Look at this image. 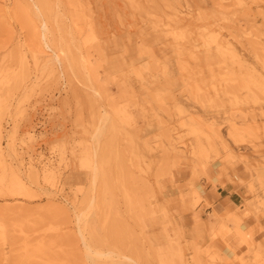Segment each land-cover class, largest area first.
Segmentation results:
<instances>
[{
  "label": "rangeland",
  "instance_id": "rangeland-1",
  "mask_svg": "<svg viewBox=\"0 0 264 264\" xmlns=\"http://www.w3.org/2000/svg\"><path fill=\"white\" fill-rule=\"evenodd\" d=\"M39 2L0 0V264H264V0Z\"/></svg>",
  "mask_w": 264,
  "mask_h": 264
},
{
  "label": "bare ground",
  "instance_id": "bare-ground-1",
  "mask_svg": "<svg viewBox=\"0 0 264 264\" xmlns=\"http://www.w3.org/2000/svg\"><path fill=\"white\" fill-rule=\"evenodd\" d=\"M40 1V2H39ZM38 2H39V4L40 5H42V3H41V0H38ZM44 6H45V4H43V7H41L42 8V10H40V6H37L38 7V10L39 11H43V9H44ZM46 7V6H45ZM41 14V13H40ZM43 15V14H42ZM43 27V26H42ZM44 29L46 28V26L44 25V27H43ZM44 29H43V32H44ZM48 32V31H47ZM50 32V31H49ZM43 39H44V41H45V46L46 47H49V44H48V42L46 41V39H47V35H46V33L44 32L43 33ZM49 36V35H48ZM51 46V45H50ZM45 47V48H46ZM50 49H52V48H50ZM63 50V49H62ZM55 51V50H54ZM59 51H61V50H59ZM60 53V52H59ZM63 53V52H62ZM54 54V53H53ZM53 54H52V56H53ZM57 54H58V51H57ZM57 54H55V56H56V59L57 60H59V58H60V55L62 56L63 54H59V56L57 55ZM64 54H65V50H64ZM66 55V54H65ZM65 55H63L64 57H65ZM66 57H67V55H66ZM65 57V58H66ZM53 58V57H52ZM86 59V58H85ZM55 61V60H54ZM85 61V60H84ZM84 61L82 62L83 64H85L84 63ZM87 61H89V60H87ZM86 65V64H85ZM89 65L91 66V63L89 62ZM89 65H86V66H88L89 67ZM84 67V65H83V67L84 68H86V70H88V69H90V68H88V67ZM88 68V69H87ZM85 70V69H84ZM85 70V71H86ZM84 71V72H85ZM88 71H91V70H88ZM90 73V72H89ZM88 73V74H89ZM86 74V73H85ZM87 74V75H88ZM93 74V73H92ZM86 75V76H87ZM95 75V74H94ZM89 76H91V77H93V75H91V74H89ZM93 79V78H92ZM90 83V82H89ZM95 83V82H94ZM98 84V83H97ZM96 84V85H97ZM92 85H93V83H92ZM95 85V84H94ZM94 85H93V87H94ZM99 85V84H98ZM100 86V85H99ZM100 89H101V87H100ZM99 89V90H100ZM94 90L96 91V88H94ZM98 90V89H97ZM98 92H100V91H98ZM97 92V93H98ZM102 94V93H101ZM105 94V93H104ZM100 95V94H99ZM101 97L103 96V94L102 95H100ZM98 97V96H97ZM107 110V109H106ZM105 110V111H106ZM104 111V110H103ZM104 114V113H103ZM105 116H106V114H104ZM103 115V116H104ZM102 120H101V126H99L98 128H96V130H95V132H94V134H93V136H92V142H93V144H94V148L92 149L93 150V159L92 160H94V162L96 161V163L95 164H93V165H97V166H94L95 167V170H94V175H93V177H91L92 179V181H91V189H89V190H91L90 192L91 193H93L95 190H96V188L98 187V185L99 184H101V185H103V187L104 188H109L110 187V185H109V183H108V178L106 177V173L107 172H103L102 170V172L103 173H105V174H103L102 172H99L100 171V169H99V166L98 165H100L101 163H103L102 161V159H103V156H104V153H103V151H100V149H102L101 147H102V144H101V138H102V136H103V134L105 133V128H106V126L109 124L108 122L110 121L109 120V117H108V115L106 116V117H102L101 118ZM108 123V124H107ZM201 123V122H200ZM100 125V124H99ZM0 139H1V126H0ZM103 150V149H102ZM100 152H102V153H100ZM105 152V151H104ZM166 152V151H165ZM167 154V153H166ZM107 155V154H106ZM104 158H106V157H104ZM153 158V157H152ZM87 161V160H86ZM83 162V161H82ZM89 162V161H88ZM91 162V161H90ZM104 162H105V159H104ZM2 163V162H1ZM84 163H86V162H84ZM106 163V162H105ZM104 164V163H103ZM89 165V164H88ZM92 165V164H91ZM102 165V164H101ZM100 165V166H101ZM90 166V165H89ZM103 167V166H102ZM90 168H91V166H90ZM103 169V168H102ZM102 173V174H101ZM17 175V174H16ZM48 177H50L51 178V176H53V173H50V174H48L47 175ZM13 177H15V176H13ZM17 177H18V175H17ZM20 178V180H21V178L22 177H19ZM107 178V179H106ZM25 179V178H24ZM54 179V178H53ZM51 180H52V178H51ZM52 181H54V180H52ZM102 181V182H101ZM23 182V183H22ZM101 182V183H100ZM24 184H26V181L24 182V180L23 181H21V182H18V185H17V187L18 188H20V190L24 187ZM14 188H15V186H14ZM16 189V188H15ZM27 190V189H26ZM18 193V192H17ZM95 202H96V199L95 198H92L91 200H90V202L88 203V205H87V208H85L84 209V211L82 212V213H80L79 215H78V217H76V218H78V221L80 222V223H83L85 220V217L84 216H86V215H84L86 212L85 211H87V210H90L93 206H95ZM229 214H231V213H227L226 215H229ZM229 216H232L233 217V214H231V215H229ZM84 217V218H83ZM230 218V217H229ZM219 219V218H218ZM228 219V218H227ZM238 218L236 217V216H234V220H233V222H235V221H237L238 223H239V219L237 220ZM224 220V219H223ZM222 220V221H223ZM77 221V222H78ZM87 221V220H86ZM85 221V222H86ZM227 222V221H226ZM113 223V222H112ZM116 223V222H115ZM115 223H113V224H111L110 225V227L108 228L109 229V234H110V236H113L114 235V230H115V232L117 231L116 229H113V227L115 228ZM223 223V222H222ZM78 224V223H77ZM84 224V223H83ZM88 224V223H87ZM117 224V223H116ZM80 227V226H79ZM84 227V226H83ZM117 227V226H116ZM82 228V227H81ZM81 228L79 229V230H81ZM84 229V228H83ZM107 229V228H106ZM113 230V231H112ZM82 231V230H81ZM111 232H113V234H111ZM93 235V234H92ZM115 236V235H114ZM93 237V236H92ZM114 240V239H113ZM93 241H94V239H93ZM94 242H96L97 243V240L96 241H94ZM91 243V242H90ZM88 251H87V257L90 259V260H92V261H94L95 262V259H96V261L98 262V261H100L102 258H104V257H106V259L109 257L110 259L112 258V256H113V252H109V254L108 255H106V253H104L103 254V251H102V253L100 252V251H98L97 249L95 250L94 248V250L93 249H91L90 248V246L88 245ZM127 258V257H126ZM131 261H133L132 260V258H129ZM93 262V263H94ZM112 262V261H111ZM92 263V262H91ZM121 263H123V262H117V263H113V264H121ZM134 263V262H133ZM104 264V263H103ZM106 264V263H105ZM137 264V263H136Z\"/></svg>",
  "mask_w": 264,
  "mask_h": 264
},
{
  "label": "crops",
  "instance_id": "crops-1",
  "mask_svg": "<svg viewBox=\"0 0 264 264\" xmlns=\"http://www.w3.org/2000/svg\"><path fill=\"white\" fill-rule=\"evenodd\" d=\"M223 200L225 201L224 203L222 202L221 203V205L222 204H225V206H224V208H225V211H230V209H234V206H238L237 204H236V202L232 199V197L231 196H225L224 198H223ZM238 217V216H237Z\"/></svg>",
  "mask_w": 264,
  "mask_h": 264
}]
</instances>
